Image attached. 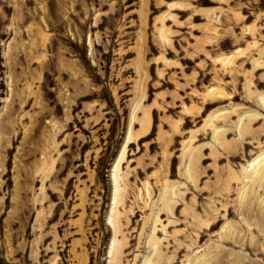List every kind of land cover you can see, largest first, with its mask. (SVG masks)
<instances>
[{
  "label": "rangeland",
  "instance_id": "rangeland-1",
  "mask_svg": "<svg viewBox=\"0 0 264 264\" xmlns=\"http://www.w3.org/2000/svg\"><path fill=\"white\" fill-rule=\"evenodd\" d=\"M260 155L264 0H0V264H264Z\"/></svg>",
  "mask_w": 264,
  "mask_h": 264
},
{
  "label": "bare ground",
  "instance_id": "bare-ground-1",
  "mask_svg": "<svg viewBox=\"0 0 264 264\" xmlns=\"http://www.w3.org/2000/svg\"><path fill=\"white\" fill-rule=\"evenodd\" d=\"M128 140H129V137L127 138V142H128ZM262 160H264V157L262 155H260L257 158L253 159L249 163L248 168L250 169L252 167L253 173L247 177L248 178L247 185H248V183L249 184L251 183V185L258 184V186H259L261 184V182L264 180V164L261 162ZM260 162L263 165H260ZM246 171H247V169H246ZM252 189H253V187H252ZM245 190L246 189H244V191ZM247 192H245V193H247Z\"/></svg>",
  "mask_w": 264,
  "mask_h": 264
}]
</instances>
